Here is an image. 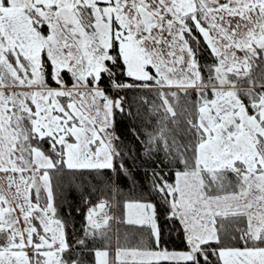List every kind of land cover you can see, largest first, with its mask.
Returning a JSON list of instances; mask_svg holds the SVG:
<instances>
[{
	"label": "snow or ice",
	"instance_id": "snow-or-ice-1",
	"mask_svg": "<svg viewBox=\"0 0 264 264\" xmlns=\"http://www.w3.org/2000/svg\"><path fill=\"white\" fill-rule=\"evenodd\" d=\"M201 39L211 65L197 59ZM262 66L264 0H0V179L12 193L0 188V264H82L52 173L126 174L112 131L123 97L106 94L105 76L117 90H184L159 93L164 115L147 150L162 144L175 169L172 182L154 171L153 189L185 250L117 247L110 260L105 248L96 264H264V75H252ZM117 68L132 82H118ZM188 89L197 98L182 119L168 97ZM106 208H89L76 246L107 239ZM124 210L159 248L157 206L129 201Z\"/></svg>",
	"mask_w": 264,
	"mask_h": 264
},
{
	"label": "trees",
	"instance_id": "trees-1",
	"mask_svg": "<svg viewBox=\"0 0 264 264\" xmlns=\"http://www.w3.org/2000/svg\"><path fill=\"white\" fill-rule=\"evenodd\" d=\"M197 59L200 64L211 65L214 57L208 54L203 47V41L197 50ZM118 82L131 83V78L124 75L123 69H114ZM207 74V68H202ZM253 77L260 76L259 68L252 71ZM68 84H71L70 75H65ZM260 78V77H258ZM49 83L54 82L49 77ZM106 93L116 99L123 97V112H115L114 131L119 138L115 140L117 151L120 152V162L123 163L124 171L114 174L111 170L95 171H71L64 169L52 173L53 191L56 198V205L60 217L64 220L67 228V238L73 248V256L80 253L82 264H96L95 250L109 251V259L113 260L114 247L140 248V249H166L185 250L184 242L177 231H172L164 221L163 216L166 206L162 197L153 189V173L165 174L169 182L174 180V168L169 165L168 157L165 154L162 144L153 145V151L149 152L147 144L148 133H155L158 128V121L164 115L162 100L159 93L183 92V89L176 88H126L117 90L112 87L111 80L106 76L101 85ZM239 86L241 91L248 88L244 83ZM258 90V87H257ZM189 96L181 95L179 100L168 97L175 110L181 115H186L184 109L191 111L192 102L196 100L195 90L188 89ZM170 126V125H169ZM47 149V145H44ZM101 199L112 203L115 199V214L105 232L107 239L99 237L86 239V246L75 245L77 239L85 238L87 230L86 213L90 207L95 206ZM127 201H146L157 206L162 235L159 248L153 244L146 229L137 225L128 224L125 220L124 205ZM115 216V215H114ZM224 243H233L225 239ZM237 246H239L237 244ZM159 264H174L171 261H160Z\"/></svg>",
	"mask_w": 264,
	"mask_h": 264
},
{
	"label": "rangeland",
	"instance_id": "rangeland-1",
	"mask_svg": "<svg viewBox=\"0 0 264 264\" xmlns=\"http://www.w3.org/2000/svg\"><path fill=\"white\" fill-rule=\"evenodd\" d=\"M232 23L233 24H235L236 23V21L235 20H233L232 21ZM254 69H255V67L253 68V70L252 71H254ZM258 69V68H257ZM259 70H260V76H258V77H261L262 75H264V66H262L261 68H259ZM258 77H255V78H258ZM65 78V77H64ZM65 81L67 82V79L65 78ZM67 84H68V82H67ZM50 85L52 86V87H56V85H55V83H53V84H51L50 83ZM68 87L69 88H71V84H68ZM102 87V86H101ZM238 88L239 87H244V86H237ZM258 87V86H257ZM103 88V87H102ZM104 89V88H103ZM25 90H27V89H21V88H5L4 89V91L5 92H13V91H25ZM82 91H87V89L85 88V89H82ZM106 92V91H105ZM107 94V93H106ZM108 95V94H107ZM112 98V97H111ZM114 99V98H113ZM112 131H113V133H114V136H116V133H115V131H114V128L112 129ZM117 137V136H116ZM115 140L116 139H114L113 140V145H114V147L116 148V145H115ZM117 150V149H116ZM4 174H2V173H0V177H2ZM0 188H3V189H5V194L6 195H8L9 196V198H11V196H12V193L11 192H7V185H6V183H5V181L4 180H2V179H0ZM101 201H107V200H105V199H101L99 202H101ZM108 202V201H107ZM127 202H129V201H127ZM126 202V203H127ZM141 202H146V201H141ZM110 205H111V208L110 209H105V211H108V214H110L111 216H114V217H116V214H115V209H116V207H115V199H114V201L112 202V203H110V202H108ZM125 203V204H126ZM97 205V204H96ZM95 205V206H96ZM125 211V210H124ZM86 216H87V213H86ZM86 216H85V218H86ZM125 220H126V216H125ZM88 226V225H87ZM151 250H155V249H151ZM177 252H179V251H177Z\"/></svg>",
	"mask_w": 264,
	"mask_h": 264
},
{
	"label": "crops",
	"instance_id": "crops-1",
	"mask_svg": "<svg viewBox=\"0 0 264 264\" xmlns=\"http://www.w3.org/2000/svg\"><path fill=\"white\" fill-rule=\"evenodd\" d=\"M116 249H117V247H114V249H113V259H114V255H115V250ZM158 250H161V249H156V251H158ZM167 251L172 252V251H183V250H167Z\"/></svg>",
	"mask_w": 264,
	"mask_h": 264
},
{
	"label": "bare ground",
	"instance_id": "bare-ground-1",
	"mask_svg": "<svg viewBox=\"0 0 264 264\" xmlns=\"http://www.w3.org/2000/svg\"><path fill=\"white\" fill-rule=\"evenodd\" d=\"M100 203V202H99ZM105 211V210H104Z\"/></svg>",
	"mask_w": 264,
	"mask_h": 264
}]
</instances>
